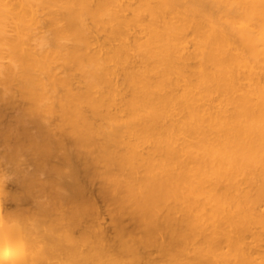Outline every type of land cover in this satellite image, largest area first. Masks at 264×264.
Segmentation results:
<instances>
[{
    "label": "clouds",
    "instance_id": "clouds-1",
    "mask_svg": "<svg viewBox=\"0 0 264 264\" xmlns=\"http://www.w3.org/2000/svg\"><path fill=\"white\" fill-rule=\"evenodd\" d=\"M10 12L0 252L7 241L12 264H264V0H0V19ZM141 26L144 46L129 40ZM237 35L252 39L237 49ZM255 43L259 54L247 51ZM238 66L259 78L260 107L234 114L248 122L237 145L121 142L119 132L183 115L177 76L195 109ZM225 179L212 204L193 198Z\"/></svg>",
    "mask_w": 264,
    "mask_h": 264
},
{
    "label": "bare ground",
    "instance_id": "bare-ground-1",
    "mask_svg": "<svg viewBox=\"0 0 264 264\" xmlns=\"http://www.w3.org/2000/svg\"><path fill=\"white\" fill-rule=\"evenodd\" d=\"M131 14V13H130ZM137 16H142L143 12H137ZM15 16L13 13H8L6 17L0 19V28L10 26ZM241 29V32H244ZM151 33L143 26L129 36L130 41H135L143 45L147 41L151 43ZM252 37L245 35H237L232 43L235 48H243L247 45ZM260 45L258 43L247 46V51L251 53L255 51L259 54ZM234 51V50H233ZM147 55V53H141ZM201 65L197 63L195 68H190L189 71L195 72ZM234 76L228 75L227 79L231 83L226 84L223 90L209 92L202 103L196 105L193 109L191 103L188 102L190 96V84L187 75L177 76L175 78L176 87L174 92L176 97L183 98L178 100L180 111L174 112L172 118L166 123L153 124L151 126L144 125L140 128L139 136L133 137L130 133L119 132L121 142L127 139L132 150L139 148L141 151L152 150L158 152L162 146L163 137H169L172 140V147L182 151H193L200 147H207L210 151L219 150L221 145L235 146L241 139L242 129L248 126V122L244 120H234L233 116L236 113L240 115H248L249 110H255L258 113L260 107V97L258 95V77L246 70L245 67L238 66L233 70ZM179 115V119L176 116ZM161 126L167 131H160ZM227 181L223 180L220 185H208L198 187L193 191V198L198 199L205 204H212L218 199L226 187ZM103 201L99 200L98 204ZM102 212L107 211V208H102ZM116 208L112 209L113 213L118 212ZM205 213H210L211 208L204 207ZM110 219V218H109ZM15 254L13 248L5 241V245L0 252V264H12ZM23 258V257H20Z\"/></svg>",
    "mask_w": 264,
    "mask_h": 264
}]
</instances>
